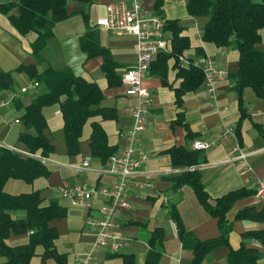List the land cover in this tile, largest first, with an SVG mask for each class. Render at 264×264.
<instances>
[{"label":"crops","instance_id":"crops-1","mask_svg":"<svg viewBox=\"0 0 264 264\" xmlns=\"http://www.w3.org/2000/svg\"><path fill=\"white\" fill-rule=\"evenodd\" d=\"M13 0H0V3ZM68 1L72 2L68 6ZM106 0H91L87 8L77 5L76 0H66V11L69 15L62 19L65 21L75 17L78 21L79 32L68 36L57 35V22L52 27V35L47 42H53L56 51L48 54L41 50L40 60L35 61L30 54L29 43L35 37L33 31L20 34L10 24L5 13L0 12V70L10 71L13 86L11 89H0V100L6 101L0 105V145L9 147L22 155L33 154L25 150L17 140L19 131H32L21 124L18 119L22 109L14 106L17 98L21 105H25L38 92L39 85L33 88L31 82L23 71L15 70L19 64L33 63L37 70L46 65L53 67L67 66L74 74L80 75L87 81L96 83L102 93L100 105L111 106L116 110V117L102 118L99 115L88 117L81 126L78 137V151L68 154L62 139V117L57 103L41 108L45 119L42 132L52 144V151L41 156L47 169L46 175H41L26 182L19 178L8 177L2 190L15 194L38 190L41 204L53 200L62 205L65 213L62 217L50 219L48 224L56 230L53 244L57 252L65 255V264H75L76 254L90 241L92 231L86 223L88 215L97 216V207L101 202L98 194L92 195L89 206L71 204L58 190L62 183L82 182L85 184H108L114 177L105 172H98L104 165L90 154L88 136L90 122L97 121L106 136V143L116 149L124 142V132L130 124L127 106L134 102L131 95L125 93L121 82L108 86L100 69L101 56L86 57L78 47V36L83 32L82 17L79 10L87 15V23L102 13L103 2ZM75 2V3H74ZM82 3V2H81ZM186 0H163V16L176 18L183 25L182 33L189 38V48L184 50L186 56L194 57L199 50L207 54L219 66L224 67L228 73L237 68L238 51L233 45L217 46L212 42L202 40L200 29L206 17L188 14L185 6ZM74 4V5H73ZM84 4V3H83ZM78 10L77 12H71ZM15 12V7L11 9ZM60 21V20H59ZM57 23V24H56ZM63 26V25H61ZM60 26V27H61ZM99 45L107 48L113 58L120 63L116 71L121 75L122 70L132 64L135 59V37L131 34L116 35L102 28H96ZM260 42L257 47L264 50V25L259 29ZM166 35V34H165ZM49 44V43H48ZM155 57V56H154ZM172 59L168 60L166 75L167 84H163L158 75L148 71L143 83L151 94V101L146 114V127L139 134V143L149 156L143 162L141 170L129 182L127 199L129 208L121 211L118 217L117 229L126 237V244L116 252L99 249L94 253L93 264H121L122 254H132L135 264H143L147 239L150 232L160 227L163 230L162 249L158 264H192V251L184 247L177 236L173 220L169 215V204L173 203L184 227L191 230L199 239L216 237L219 234L217 220L212 217L199 202L193 189L188 184H181L173 188L172 176L177 175L182 168L171 164L168 148L175 145L195 149L194 140L209 142L203 150L205 161L198 164L205 190L210 198L240 187L254 189L255 176L264 177V97H257L253 90L250 94L248 88L242 91V105L245 116L241 119L238 133L237 120L240 108L236 91L232 88L233 81L229 78L222 80L217 86L215 102L209 101L202 92V82L198 88L186 91L182 95V105L178 107L175 102L174 87L179 85L180 77L176 75V68H171ZM19 87H25L18 92ZM14 97L8 99V95ZM178 111L183 113V122H175ZM190 131L193 136L188 137ZM249 152L243 158H238L240 151ZM34 156H40L34 153ZM88 157V167L74 169L81 158ZM248 163L252 172H241V167ZM191 165V166H192ZM151 185L141 184L148 179ZM254 192L236 199L227 210L225 216L232 221V228L228 233V245L218 243L211 247L204 259L198 264H227L226 254L230 248H237L241 243L246 246L257 245L259 248L258 263L264 264V250L252 237H243L242 233L252 229H264V219L235 218V214L243 207H253L259 210L263 207ZM15 217L23 215L22 210H16ZM27 233L9 234L5 241L9 245L26 242ZM41 246L36 245L34 254L30 256L27 264H40ZM4 260L0 256V262ZM46 264H55L54 260L47 259Z\"/></svg>","mask_w":264,"mask_h":264},{"label":"trees","instance_id":"trees-1","mask_svg":"<svg viewBox=\"0 0 264 264\" xmlns=\"http://www.w3.org/2000/svg\"><path fill=\"white\" fill-rule=\"evenodd\" d=\"M88 5L91 0H76ZM163 0H154V10L163 19L162 30L167 36V50L158 51L153 57L149 72L160 77L167 84L166 75L168 60L172 59L171 68H176V75L181 78L179 85L174 87L175 102L182 105V95L186 91L195 90L203 81L201 67L193 64H181L178 55L184 54L189 48V38L182 33L183 25L176 18L163 16ZM188 14L204 16L206 21L201 27V38L217 46L233 45L238 51L237 68L228 73L233 81L232 88L237 93L240 116L237 120L238 133L241 119L245 116L242 105V91L250 87L257 97H264V50L257 47L260 42L259 29L264 25V0H186ZM15 7V12L11 9ZM72 10L71 12H77ZM0 12L6 14L10 24L18 33L33 31L35 37L29 43L30 54L35 61L40 60V53L47 40L52 35L55 22L69 15L66 11V0H13L0 3ZM83 32L78 36L79 49L86 57L100 55V69L103 71L108 86L120 83V75L116 68L120 63L111 56L109 50L98 43L95 27L87 23V15L79 10ZM196 53H202L199 50ZM17 71H23L39 85L38 92L25 105L15 98L14 106L22 109L18 116L22 125L32 131H19L17 140L29 153L22 155L13 149L0 145V256L4 260L0 264H27L34 254L36 245L41 246L40 264H46L47 259L55 264H65V255L57 252L53 244L56 230L48 224L50 219L62 217L65 209L56 201L50 200L41 204L38 190L10 194L2 190V185L8 177L19 178L26 182L41 175H46L48 169L40 161V156H46L53 147L44 136L45 119L41 112L43 106L57 103L62 117V139L68 154L78 151V137L84 121L91 116L102 118L116 117V110L111 106L100 105L102 93L95 82L87 81L74 74L67 66L53 67L46 65L37 70L33 63L19 64ZM13 86L10 71L0 70V89H11ZM183 113L178 111L175 122H183ZM188 137L193 134L188 131ZM90 154L104 162L115 150L106 143V136L97 121L90 122L88 136ZM171 164L182 170L171 177L173 188L188 184L196 194L199 202L207 212L215 217L219 234L216 237L199 239L191 230L182 224L173 203L169 204V215L173 220L176 233L182 245L191 249L192 264L200 263L211 247L218 243L228 245V233L232 221L225 216L233 202L254 189L244 187L230 190L219 197L210 198L205 190L200 170L188 167L205 161L202 149H189L180 145L168 148ZM22 210L23 215L15 217L12 214ZM264 219V206L257 210L253 207H243L235 214V218ZM27 233V240L21 244L9 245L5 239L9 234ZM163 230L154 228L147 239L148 248L143 264H158L162 249ZM243 237H252L264 245V229H252L242 233ZM121 264H135L132 254H122ZM259 248L257 245L246 246L241 243L237 248H230L226 254L227 264H261L257 262Z\"/></svg>","mask_w":264,"mask_h":264},{"label":"built area","instance_id":"built-area-1","mask_svg":"<svg viewBox=\"0 0 264 264\" xmlns=\"http://www.w3.org/2000/svg\"><path fill=\"white\" fill-rule=\"evenodd\" d=\"M88 25L105 29L116 35H134L135 59L132 64L122 70L120 82L124 86L125 93L135 100L127 106L130 124L124 132L123 145L111 152L104 165L98 169V172L113 176V181L108 184L62 183L58 188L60 194L74 205L89 206L92 195L98 194L101 197V202L97 207V216L88 215L86 218L92 236L88 244L76 254L75 264H93L94 253L99 249L116 252L127 242L126 237L116 228L118 217L121 211L130 206L127 199L129 182L141 170L143 162L149 156L148 151L139 143V134L146 127V114L151 101V94L143 81L153 57L158 51H166L168 42L162 30V16L154 10V0H106L103 2L102 13L89 20ZM178 60L181 64L201 67L203 95L209 101L215 102L218 83L228 78V71L204 53H199L194 57L180 54ZM36 85L37 82L32 81L30 86L34 88ZM24 89L25 87H19L18 92ZM14 95L10 93L8 99L13 98ZM4 103L6 101L0 100V105ZM209 144L211 143L201 140L192 142L195 149H205ZM248 153L244 150L240 151L237 157L246 161L245 156ZM38 158L44 159L41 156ZM72 167L74 169L87 168L88 157H82L80 163ZM188 168L194 169L196 166L192 165ZM247 170L252 172L250 165L246 162L241 167V172ZM141 184L151 185L152 181L148 178ZM254 194L264 205L263 176H255ZM260 247L264 250V245Z\"/></svg>","mask_w":264,"mask_h":264},{"label":"rangeland","instance_id":"rangeland-1","mask_svg":"<svg viewBox=\"0 0 264 264\" xmlns=\"http://www.w3.org/2000/svg\"><path fill=\"white\" fill-rule=\"evenodd\" d=\"M72 4V2H69L68 1V6H71V4ZM75 3V2H74ZM78 4L77 5H74L75 7L76 6H80L81 7V9L84 7V8H87L88 6L86 5V4H83V3H81V2H77ZM76 18L75 17H71V18H69V19H67V20H65V21H62V20H60V21H58L57 23H59L58 24V27H57V35H56V38H60V35L61 36H68V35H70V34H73V33H77V32H79V27L77 26V23H78V21H76L75 20ZM56 23V24H57ZM61 25H63V26H61ZM61 26V27H60ZM56 41V39L54 38L53 39V42H47V45L48 46H45L44 48H43V50H47V52H48V54L50 53V54H52V53H54L55 51H56V48L55 47H53V46H55V45H53V43H56L55 42ZM49 43V44H48ZM249 89V91H250V94L251 95H254L253 94V92H252V90H251V88H248Z\"/></svg>","mask_w":264,"mask_h":264}]
</instances>
